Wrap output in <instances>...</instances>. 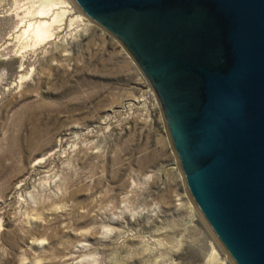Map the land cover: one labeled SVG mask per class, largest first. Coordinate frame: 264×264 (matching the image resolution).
I'll use <instances>...</instances> for the list:
<instances>
[{
    "label": "rangeland",
    "instance_id": "1",
    "mask_svg": "<svg viewBox=\"0 0 264 264\" xmlns=\"http://www.w3.org/2000/svg\"><path fill=\"white\" fill-rule=\"evenodd\" d=\"M37 4L0 0V264H235L128 52L77 8L34 44Z\"/></svg>",
    "mask_w": 264,
    "mask_h": 264
},
{
    "label": "water",
    "instance_id": "2",
    "mask_svg": "<svg viewBox=\"0 0 264 264\" xmlns=\"http://www.w3.org/2000/svg\"><path fill=\"white\" fill-rule=\"evenodd\" d=\"M154 91L195 206L235 264H264V0H73Z\"/></svg>",
    "mask_w": 264,
    "mask_h": 264
},
{
    "label": "bare ground",
    "instance_id": "3",
    "mask_svg": "<svg viewBox=\"0 0 264 264\" xmlns=\"http://www.w3.org/2000/svg\"><path fill=\"white\" fill-rule=\"evenodd\" d=\"M33 2H35V1H33ZM36 2L38 4L35 6L34 11H31V10L30 11H31V13L33 12V15L36 16V18L37 17H39V18H37L35 20H32V19L30 20L28 18L30 21L28 23L25 22L26 26L24 25L25 28H23V32H22L23 34L29 35L31 37V39H33V41L35 42V43L33 42L34 44L41 43L42 41H45L47 39L50 40V38L52 36H54L53 35L54 34V25L56 26V23L62 22V20H64V17L68 13L75 11V8L78 9V13L76 14L75 18H78V19L84 20V21L90 20L86 17V15H84V13H82V11L78 7L75 6L73 0H36ZM32 4H34V3H32ZM23 34H22V36H23ZM17 36H19V35H17ZM25 40L26 39H24V41ZM22 65H24V64H20V67H19L20 70H21ZM176 164L178 165V168L180 169L179 161ZM210 258L212 261L218 260L219 257H217V252L215 251L213 253V255L210 256ZM220 261H221V264L227 263L225 260H220Z\"/></svg>",
    "mask_w": 264,
    "mask_h": 264
},
{
    "label": "built area",
    "instance_id": "4",
    "mask_svg": "<svg viewBox=\"0 0 264 264\" xmlns=\"http://www.w3.org/2000/svg\"><path fill=\"white\" fill-rule=\"evenodd\" d=\"M148 85H149V83H148ZM148 91H152V88L150 87V85H149V88H148ZM151 93V92H150ZM153 97V96H152ZM155 102V101H154ZM156 104V103H155ZM159 109H160V107H159V103H158V105H156Z\"/></svg>",
    "mask_w": 264,
    "mask_h": 264
}]
</instances>
